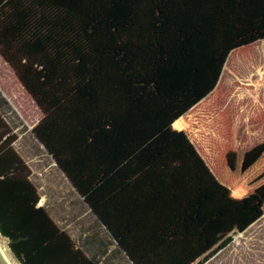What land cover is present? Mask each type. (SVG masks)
<instances>
[{"label":"trees","instance_id":"16d2710c","mask_svg":"<svg viewBox=\"0 0 264 264\" xmlns=\"http://www.w3.org/2000/svg\"><path fill=\"white\" fill-rule=\"evenodd\" d=\"M262 40L264 0H0V54L46 115L33 136L109 236L126 210L113 189L101 209L84 194L77 173L90 177L92 167L70 166L83 136L103 133L114 140L117 128L139 133L148 143L145 169L159 171L189 204L211 175L184 135L170 127L215 90L231 52ZM64 90L81 96V107L62 104ZM0 104L9 106L1 93ZM182 124L179 119L174 126ZM124 139H117L119 148ZM14 140L0 114V234L16 260L109 264L118 246L110 251L93 236L77 247L38 206V188ZM129 183L138 195L137 181Z\"/></svg>","mask_w":264,"mask_h":264},{"label":"rangeland","instance_id":"374dc122","mask_svg":"<svg viewBox=\"0 0 264 264\" xmlns=\"http://www.w3.org/2000/svg\"><path fill=\"white\" fill-rule=\"evenodd\" d=\"M0 93L9 103L0 104V114L12 130L13 148L28 166L40 198L49 202L52 217L61 218V228L77 247L93 236L110 251L118 246L121 252L109 264H264V40L231 52L212 94L179 118L181 127L174 126L179 119L170 127L184 135L211 175L189 204L159 171L150 175L145 169L148 143L139 133L117 128L115 141L103 133L83 136V149L70 166L75 171L92 167L90 177L77 175L84 194L100 209L110 190L120 197L126 218L111 228L112 236L33 136L46 115L1 54ZM59 99L66 107L83 103L68 90ZM120 137H125L122 148ZM91 149L101 150L102 158L89 153ZM131 181H137L138 195L133 183L128 187ZM0 238L20 264L8 240Z\"/></svg>","mask_w":264,"mask_h":264},{"label":"bare ground","instance_id":"6f19581e","mask_svg":"<svg viewBox=\"0 0 264 264\" xmlns=\"http://www.w3.org/2000/svg\"><path fill=\"white\" fill-rule=\"evenodd\" d=\"M0 254H1L3 261L6 264H16L15 261L8 254L6 244L4 243V241L1 238H0Z\"/></svg>","mask_w":264,"mask_h":264},{"label":"crops","instance_id":"0c3cea01","mask_svg":"<svg viewBox=\"0 0 264 264\" xmlns=\"http://www.w3.org/2000/svg\"><path fill=\"white\" fill-rule=\"evenodd\" d=\"M211 94H212V93H211ZM40 197H41V196H40ZM38 206H41V207L46 208V209L48 210L50 216L52 217V215H51V211H50V208H49V202H47L46 200H43V199L40 198V201H39ZM90 211H91V210H90ZM52 219H53L56 223H58L59 225H60V223L62 222L61 218H59V217H57L56 219H55L54 217H52ZM65 228H67V227H65Z\"/></svg>","mask_w":264,"mask_h":264},{"label":"water","instance_id":"95a60500","mask_svg":"<svg viewBox=\"0 0 264 264\" xmlns=\"http://www.w3.org/2000/svg\"><path fill=\"white\" fill-rule=\"evenodd\" d=\"M0 264H6V263L3 261L2 257H1V254H0Z\"/></svg>","mask_w":264,"mask_h":264}]
</instances>
